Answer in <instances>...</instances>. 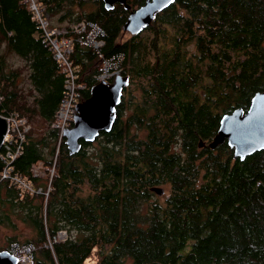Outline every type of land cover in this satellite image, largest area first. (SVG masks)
I'll return each instance as SVG.
<instances>
[{"label":"trees","instance_id":"trees-1","mask_svg":"<svg viewBox=\"0 0 264 264\" xmlns=\"http://www.w3.org/2000/svg\"><path fill=\"white\" fill-rule=\"evenodd\" d=\"M40 2L74 40L79 101L111 57L127 84L111 128L71 154L51 127L65 74L24 0H0V44L27 69L25 96L0 53V116L32 124L13 171L36 188L33 167L53 169L46 198L0 180V226L34 232L10 244H31L33 264H264V149L240 160L226 141L209 147L221 116L264 93V0H174L138 32L124 25L145 0ZM81 20L104 30L99 50L77 41Z\"/></svg>","mask_w":264,"mask_h":264},{"label":"water","instance_id":"water-1","mask_svg":"<svg viewBox=\"0 0 264 264\" xmlns=\"http://www.w3.org/2000/svg\"><path fill=\"white\" fill-rule=\"evenodd\" d=\"M102 1L107 10L116 3L130 10L127 0ZM173 2L174 0H145L143 5L129 12L124 30L138 32L146 28L158 12ZM126 84L127 78L122 76L115 77L110 83H97L90 89L89 97L76 105L73 126L63 133L71 154L77 151L79 140L92 142L101 131L111 128L115 117V107L120 101ZM7 127V120L0 117V148L7 133ZM224 141L233 149L234 158L240 160L264 149V93L254 94L245 112L241 108H236L221 116L218 131L209 143V147L214 149ZM154 190L158 193L162 191L159 188ZM0 264H17V260L8 251H0Z\"/></svg>","mask_w":264,"mask_h":264},{"label":"built area","instance_id":"built-area-1","mask_svg":"<svg viewBox=\"0 0 264 264\" xmlns=\"http://www.w3.org/2000/svg\"><path fill=\"white\" fill-rule=\"evenodd\" d=\"M24 2L32 14V19L37 24L42 43L49 48L53 59L58 63L61 71L65 74V92L51 124V127L57 130L60 136H62L74 121L76 105L81 102L79 101L78 93L79 90L84 88V85L77 82L78 70L75 66H72L70 61L74 40L72 37H69L68 31L65 28L51 25V22L45 13V5H43L40 0H24ZM73 32L78 35L77 41L81 45L99 50L104 44L103 37L105 32L96 23L81 20L74 27ZM120 61L121 59H117L115 56L103 61L100 73L95 76L96 82L105 83L120 76ZM2 118L7 120L8 127L0 148V150L2 148L4 149V152L0 153V160L4 164L0 171V180H7L10 185L17 186L24 193L43 194L46 198L51 190L50 182L46 189L44 187L35 188L26 178L16 175L13 171L12 162L21 154V142L29 131L30 126L26 125L27 122L24 118H19L16 115ZM12 145H14V148H12ZM31 171L34 177L40 176L36 167H33ZM62 234L64 235L65 232H59V238L63 237ZM24 247L25 246L22 244L20 245L15 242L11 243L8 247V252L16 258L17 264H27L24 260ZM32 248L34 251L33 246ZM33 251L31 252V264H33Z\"/></svg>","mask_w":264,"mask_h":264},{"label":"rangeland","instance_id":"rangeland-1","mask_svg":"<svg viewBox=\"0 0 264 264\" xmlns=\"http://www.w3.org/2000/svg\"><path fill=\"white\" fill-rule=\"evenodd\" d=\"M90 8L91 7H86L87 10H89ZM54 26H56V23H54ZM61 27L65 28V26H61ZM123 36H124V38H128L129 34L124 33ZM0 53L3 55V57L5 59V66H6L7 70L9 68H11V67L12 68L18 67L19 69H21V71H20L21 72V77H20L19 80L21 82V87H22V89H24V94L26 96L27 95V93H26V91H27V88H26L27 87V81L25 79V77H26L25 74L27 72V69L25 68L24 63L16 55L11 53L9 50L5 49V46H4L3 43L0 44ZM25 89H26V91H25ZM28 99H31V97H29ZM53 120H54V118H53ZM26 122H27L26 123L27 126L28 125L29 126L32 125L31 123H28L27 120H26ZM34 123H35L36 129H38L39 125L36 124L37 122H34ZM36 170L40 173V177L42 178V182L44 183L43 187L45 189L48 188V185H49L48 183L50 182V178H51L53 170L52 169L48 170L41 163H38L36 165ZM46 171H47V174L45 173ZM164 189H165L164 194H166L167 193V189L166 188H164ZM81 193L82 194L86 193V186L82 188ZM16 224H17V229H15V230L10 228V227L0 226V251H5L7 249V247H9V245H10V241L9 240L11 238H16L18 242L22 243L26 239L32 238L34 236V232H33L32 228L30 226H28L27 224L18 223V222H16ZM65 237H66V234H64L63 237L60 238V239H63ZM22 245L25 246L24 247V250H25V254H24L25 263L31 264L30 263V261H31V252L33 251L32 245L29 244V243H23ZM93 262H95V257L94 256L87 261V263H93Z\"/></svg>","mask_w":264,"mask_h":264},{"label":"flooded vegetation","instance_id":"flooded-vegetation-1","mask_svg":"<svg viewBox=\"0 0 264 264\" xmlns=\"http://www.w3.org/2000/svg\"><path fill=\"white\" fill-rule=\"evenodd\" d=\"M154 189H155V187H154V188H151V191H153V192L156 193L157 195L162 196V195L164 194V190H163V188H159L160 190H162L161 193H158V192L155 191Z\"/></svg>","mask_w":264,"mask_h":264},{"label":"bare ground","instance_id":"bare-ground-1","mask_svg":"<svg viewBox=\"0 0 264 264\" xmlns=\"http://www.w3.org/2000/svg\"><path fill=\"white\" fill-rule=\"evenodd\" d=\"M74 122V121H73ZM71 128V127H70ZM63 136V135H62ZM53 170V169H52Z\"/></svg>","mask_w":264,"mask_h":264}]
</instances>
